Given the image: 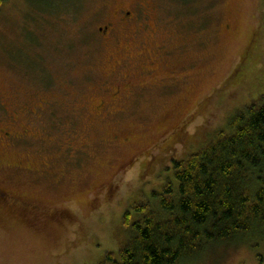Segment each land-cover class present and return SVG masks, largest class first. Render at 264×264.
<instances>
[{
    "label": "rangeland",
    "instance_id": "rangeland-1",
    "mask_svg": "<svg viewBox=\"0 0 264 264\" xmlns=\"http://www.w3.org/2000/svg\"><path fill=\"white\" fill-rule=\"evenodd\" d=\"M65 1L5 0L0 11V128L13 115L11 131L30 128L0 142V184L40 207L0 211V264L120 254L127 212L131 224L137 206L156 205L173 159L232 133L238 113L264 103V0ZM139 1L149 2V26L117 46L103 41L113 10ZM115 69L148 85L99 112ZM179 264H264V228Z\"/></svg>",
    "mask_w": 264,
    "mask_h": 264
},
{
    "label": "trees",
    "instance_id": "trees-1",
    "mask_svg": "<svg viewBox=\"0 0 264 264\" xmlns=\"http://www.w3.org/2000/svg\"><path fill=\"white\" fill-rule=\"evenodd\" d=\"M232 127V133L222 131L215 142L173 159L174 180L155 193V206L135 208L143 213L136 222L130 224L127 212L128 242L100 264H179L264 228V103L242 110Z\"/></svg>",
    "mask_w": 264,
    "mask_h": 264
},
{
    "label": "flooded vegetation",
    "instance_id": "flooded-vegetation-1",
    "mask_svg": "<svg viewBox=\"0 0 264 264\" xmlns=\"http://www.w3.org/2000/svg\"><path fill=\"white\" fill-rule=\"evenodd\" d=\"M148 5V1H144L143 3H140L139 1L134 6V10L136 11L130 8L114 9L111 17L104 21L103 25L99 27L101 39H103V41L107 44L113 43L117 46L122 35L129 34L133 31H138L149 26L148 17L150 16V13L148 12ZM139 54H147V52L141 51ZM118 69H115L112 72V74L118 73L115 76L114 81L109 80L102 84L101 89L107 96L101 98L96 104L95 107L99 112L107 110V112L112 114L113 110L111 111V105L114 102H119L124 98H129L133 94L140 92V89L145 88L148 85L146 82L134 80V77L131 75L122 76L120 70L118 71ZM142 70L143 72L147 71L148 73L154 71V69L150 66H143ZM168 78L177 79L175 76H170ZM166 86L167 88L171 87L169 84H166ZM120 108L121 107L119 106L118 110ZM16 112L18 118V111ZM17 123H19L18 119H16L15 115H13L9 121V125L0 128V142H13L30 135V128L25 125L20 126V128L15 131H11V126L16 125ZM4 207L12 208V211L8 209L6 213V215L10 217H13L14 215V208H17L15 211L24 210L26 212L38 211L40 208L36 204H32L29 201L19 198L0 184V211L3 210Z\"/></svg>",
    "mask_w": 264,
    "mask_h": 264
}]
</instances>
